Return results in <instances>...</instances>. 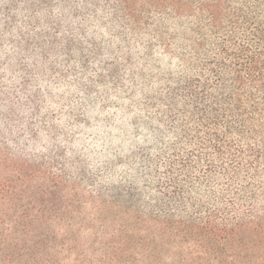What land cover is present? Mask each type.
<instances>
[{"label":"trees","instance_id":"trees-1","mask_svg":"<svg viewBox=\"0 0 264 264\" xmlns=\"http://www.w3.org/2000/svg\"><path fill=\"white\" fill-rule=\"evenodd\" d=\"M0 264H264V0H0Z\"/></svg>","mask_w":264,"mask_h":264}]
</instances>
